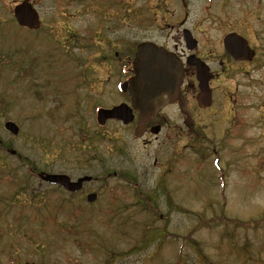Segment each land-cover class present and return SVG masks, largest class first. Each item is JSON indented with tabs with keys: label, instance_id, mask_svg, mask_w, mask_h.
Segmentation results:
<instances>
[{
	"label": "rangeland",
	"instance_id": "1",
	"mask_svg": "<svg viewBox=\"0 0 264 264\" xmlns=\"http://www.w3.org/2000/svg\"><path fill=\"white\" fill-rule=\"evenodd\" d=\"M21 1L0 0V54L10 56L0 74V145L8 147L0 149V264H264V0H215L211 10L207 0H187L195 6L189 24L217 23L219 38L230 29L247 35L260 45L259 63L233 78L221 75L212 112L187 110L200 135L186 131L169 170L153 162L166 159L163 137L145 150L124 145L120 154L116 123L103 131L111 140L99 144L79 134L81 117L93 134L95 107L120 100L117 79L108 76L123 68L98 61L94 34L121 42L128 53L142 36L132 13L148 1L32 0L43 23L36 32L13 21ZM212 66L220 71L219 59ZM84 71L89 86L77 85ZM239 114L241 127L233 122ZM8 120L20 127L18 136L5 130ZM119 167L138 172L141 190L119 188ZM40 172L72 180L92 175L86 191L101 198L75 212ZM137 192L155 200L145 208ZM72 201L85 205L80 197Z\"/></svg>",
	"mask_w": 264,
	"mask_h": 264
},
{
	"label": "flooded vegetation",
	"instance_id": "2",
	"mask_svg": "<svg viewBox=\"0 0 264 264\" xmlns=\"http://www.w3.org/2000/svg\"><path fill=\"white\" fill-rule=\"evenodd\" d=\"M145 1H148V6L146 8H139L140 10H137L134 14L132 13V21L135 24L134 29L140 36H142L140 37L141 40L136 39L133 41L128 53L123 54L124 52H121V48L119 47L121 42H112L107 38V36L103 37L101 32H97L93 36V39H98V41L93 45V47L99 50L100 55L98 61L100 63L118 64L120 65V69L123 68V71H119L116 76H112V73L108 76V78L111 76L112 80L114 78L117 79L114 87L119 94L120 100L109 107H107L108 105L95 107L94 111L96 115L95 121L97 128L93 134H89L86 130V124L84 121L85 116L81 117L79 134H86L87 137L90 138L91 142H96L99 144L106 139L111 140V137L107 136L106 138V135L103 133V131L111 123H116L118 125V137H116V140L121 143V147L119 148L122 150L120 151V154H125L123 148L124 145L128 144L129 146L132 145L139 150H145L148 147L154 145L155 142H158L163 137L164 142L161 144V146H166V149L168 150L165 154L166 159L164 162H162L159 157H155L153 162L154 167H162L166 170H169L175 160H179V156L181 155L183 149V147L181 149L179 148V144L184 143L186 131H188L189 134L194 133L197 138H199L200 135V132H193L194 122H187V110L198 111L201 113L210 111L212 112L215 100L217 98L215 88L218 86L217 81L221 75L226 74L230 78H233V76L242 73L243 71L241 68L245 67L246 65L249 66L259 63L258 59L260 45L254 44L247 35H244L238 30L233 29H230L224 35L222 34L219 38L218 34L216 35L214 33L217 32V23H214L212 28H205L202 22H200V24H189L188 19L190 17L192 8L195 6L190 7L187 0ZM214 1L215 0H207L206 3L209 4L208 9L211 10V5ZM152 4H154V6H152ZM174 6L178 7L180 11H173L175 9ZM111 9L116 10L114 7ZM143 12H146L147 14ZM208 19L213 21L216 20L214 16H211ZM117 25L118 23H115L114 29L117 28ZM42 27L43 23L40 28L37 30H32L31 32L41 31ZM19 29L26 31L31 30L25 27H19ZM232 32H236L248 40L250 47L255 51V56L252 61H237L225 49L224 38L227 34ZM116 33V30H114V34ZM77 37L78 35L76 38ZM143 43L157 46L161 48L160 50L162 52H169L172 54V56L179 59L184 64V78L183 84L181 86V92L177 100L174 103L168 104L158 109L155 114L151 116L144 130H142V135L138 136L136 134V130L140 115L138 110L133 106V97L130 95L128 89H124V85L126 84L129 86V82L136 76L134 72V62L137 57L138 47ZM80 50L81 48H79V51ZM6 56L8 57L7 54ZM217 59H219V67L221 68L220 71H216L212 66V64ZM202 62L209 66V86L211 88V98L213 102L212 106L205 108H201L198 103L200 82L198 79L197 68ZM76 75L78 76L76 79H81L77 85H81V83L83 85L88 83L87 86H89L91 84L89 83V80L91 79V73L84 71L81 74L77 73ZM22 76L24 77L25 75ZM72 80H74V77L72 76L65 79V82L68 84V88L69 85L73 84ZM227 97L232 101H235L238 98V95L234 92H231L228 93ZM90 104L91 105L88 106L91 108L92 103ZM120 105L125 106L124 110H126V112L124 114V118L109 119L106 120L103 125L98 123L97 113L99 109H111ZM231 106L233 109L236 107L235 105ZM124 119L130 120L126 123ZM233 122L237 127L243 126V116L239 114L237 119H235ZM124 131L129 133V139H125L123 135L119 136V132L122 133ZM160 152H162V149ZM11 153L15 154V151H12ZM42 173L45 172L38 173L41 179ZM108 173L110 174V172ZM137 175L139 174L135 170H123L120 167L113 172L114 177H119V180L125 183L124 187H119L125 190H141L140 185L138 184ZM84 176H90L91 178L90 180L83 182L80 189L76 191L67 190L65 187L58 184L54 185L69 196L70 204H68V206L74 208L75 212L83 210V206L95 205L101 198L102 192L100 191H86V186L95 181V178L92 175H82L81 177ZM81 177L72 181H78ZM160 188L164 189L163 191L166 190L165 186L163 185H161ZM91 194H95L96 196L92 202L88 199L89 195ZM136 196L139 198L140 204L145 208H147V206L150 205L153 200H155V197L151 193L143 195L142 192H137ZM75 197H80L85 205L73 202L72 199ZM113 198L116 199L115 194H113ZM21 236L23 237V240L26 238L24 233H21ZM18 243L24 244V242ZM22 247L23 246L19 248Z\"/></svg>",
	"mask_w": 264,
	"mask_h": 264
},
{
	"label": "water",
	"instance_id": "3",
	"mask_svg": "<svg viewBox=\"0 0 264 264\" xmlns=\"http://www.w3.org/2000/svg\"><path fill=\"white\" fill-rule=\"evenodd\" d=\"M16 21L30 29L40 28L39 14L33 7L31 0H24L13 9ZM226 50L229 51L236 60H252L254 51L250 49L247 40L236 33H231L224 40ZM232 46V47H231ZM136 76L129 82V86L124 85L133 97V106L140 113V122L136 134L141 136L142 130L155 112L169 103L177 100L180 94V87L184 76L183 64L175 60L166 52H162L159 47L151 44H141L134 62ZM208 66L204 63L198 65V79L201 93L198 102L201 107L211 106V90L208 87L209 75ZM125 106H117L111 110L101 109L98 112V121L104 123L108 118H124ZM130 119H124L127 123ZM5 128L14 135L19 132L18 126L9 121L5 123ZM46 180L53 184H61L67 190L76 191L80 189L82 183L90 180V177L80 178L73 182L66 175H48ZM95 194L89 195V201H94Z\"/></svg>",
	"mask_w": 264,
	"mask_h": 264
},
{
	"label": "trees",
	"instance_id": "4",
	"mask_svg": "<svg viewBox=\"0 0 264 264\" xmlns=\"http://www.w3.org/2000/svg\"><path fill=\"white\" fill-rule=\"evenodd\" d=\"M3 56L1 55V57H0V71H1V69H2V66H3Z\"/></svg>",
	"mask_w": 264,
	"mask_h": 264
}]
</instances>
